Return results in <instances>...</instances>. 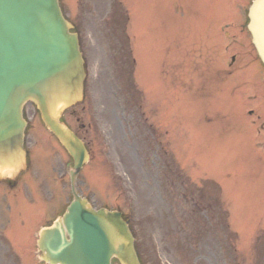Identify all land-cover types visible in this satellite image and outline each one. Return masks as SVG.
<instances>
[{
    "label": "rangeland",
    "instance_id": "rangeland-1",
    "mask_svg": "<svg viewBox=\"0 0 264 264\" xmlns=\"http://www.w3.org/2000/svg\"><path fill=\"white\" fill-rule=\"evenodd\" d=\"M62 1L64 15L75 25L81 37L96 33L94 23H88L90 20L98 22L96 14L89 15L88 7H82L77 12L76 0ZM145 1L127 0V9L135 21L128 23V29L132 39L138 42L136 73L142 92L135 88L133 82L130 83L133 77V61L124 46L122 59L119 58V62L125 64L122 82L117 81V74L123 73L116 72L118 68L115 70L111 66L106 54L102 65L95 56L85 54L88 59L87 88L91 91L87 110L76 105L62 116L63 122L69 128L86 139L92 152L87 169L78 175L77 191L87 195L96 208H118L128 216L129 212L134 214L131 228L142 264H236L239 259L244 264H264V100H251L249 89L242 86L232 88L247 81L257 89L260 96L264 95L263 69L255 62L248 65L245 71H237L233 77L213 76L215 69L220 72L219 66L223 65L224 57L228 65L230 58L240 50L247 55L245 47L249 35L243 24L246 19L247 0H227L223 8L210 10L211 19L230 25L223 31L228 32L231 37H244L243 47L229 44L220 32L218 23H208L209 10H200L205 23H158L162 18V9L158 6L160 0L158 3L157 0H148L153 4L148 10L145 9ZM174 1L178 3V0ZM99 3V11L102 12L98 14V18H101L102 14L107 15L109 8L103 5V0H99ZM204 4L202 0L198 7H203ZM119 11H124L122 5L112 6L111 17H115L116 23H113L114 26L110 25L109 29L103 26L101 35H110L112 30L116 34L121 33L122 25L118 22L123 19H118ZM85 21L88 24L85 25ZM180 36L184 39L177 47L176 39H180ZM92 38L98 41L94 35ZM165 40V48H169L168 55L163 50ZM87 41L91 42L90 37ZM192 44H195L196 50L199 48L202 64L206 61L205 51L208 46L207 69L210 67L211 78L206 87L200 84L198 75L188 69L191 63L188 46ZM127 63H131V66L128 67ZM180 66L187 69L181 72ZM110 71L114 77L113 82L108 80ZM200 85L201 94L197 93ZM208 106L218 112L221 109L226 112L219 116ZM204 107L210 114L203 118L204 113L197 111ZM258 109H261L258 112L260 120H255L256 126L253 127L248 120L249 113L257 112ZM141 113L144 118L147 117L144 122L156 129L158 142L164 146L167 154L162 151L156 155L155 148L151 150L149 146L141 149L140 145L147 146L149 142L155 145L153 138L149 140L151 135L145 128L147 126L142 124ZM23 115L28 122L26 147L29 164L27 173L21 179H47L42 185L47 194L44 197L47 207L53 209V194L50 191L54 184L53 179H67L66 191L68 198L71 197L65 166L70 158L44 129L39 113L32 103L24 106ZM143 134L144 140L137 139ZM131 135L134 136L133 140ZM39 154L44 155L43 162L35 159ZM112 179L119 183L118 187L114 186ZM162 179H168L170 184L174 182L171 179H179L184 184L179 186L176 181L173 188L172 184H166ZM188 179L199 187L213 183L221 189L230 214V226L238 235L236 250L230 249L231 243H234L233 236L231 243H228V250L227 246L225 248L226 228L215 223L213 227H209L206 221L201 224L200 218L205 219V213L194 209V204L188 199L184 200L182 196H179L176 211L179 214L171 215L169 211V220L167 217L164 220L159 218L157 212L152 213L154 216L147 215L148 207H155L148 203L154 197L156 186L160 182L163 186L159 187V191L166 192L165 197L170 202L171 192L167 189L184 194L186 198L199 196L192 192ZM42 186L38 187L41 193ZM141 192H149L147 200L136 198L134 193ZM125 193H130L131 205L126 206L127 202L123 200ZM3 201L13 202L10 197ZM169 201L164 205L158 204V201L155 203L159 207L171 208ZM209 203L206 199L199 208H205ZM25 205L24 214L27 217L33 214L37 221L43 212L40 202H18L14 210L19 211ZM143 207H147L146 211L140 209ZM145 217L150 218L147 222L149 225L142 227L141 222ZM36 221L28 219L27 226L22 231L24 237ZM37 229L38 227L33 228L31 235L27 237L28 241L32 239L31 245L21 240H8L5 247L0 243V264H19L24 257L37 255ZM13 233L18 235L20 230L16 228ZM1 240H6V237L0 231ZM183 255L188 258H178ZM112 264L118 263L113 261Z\"/></svg>",
    "mask_w": 264,
    "mask_h": 264
},
{
    "label": "water",
    "instance_id": "water-1",
    "mask_svg": "<svg viewBox=\"0 0 264 264\" xmlns=\"http://www.w3.org/2000/svg\"><path fill=\"white\" fill-rule=\"evenodd\" d=\"M249 19L253 44L264 63V0L253 2ZM69 29L57 0H0V173L13 174L24 164L21 110L30 100L74 167L70 171L74 201L63 225L58 220L41 230L42 259L50 264H110L115 256L121 264H139L120 214L90 209L74 190L87 154L58 120L63 109L80 99L84 78L77 36Z\"/></svg>",
    "mask_w": 264,
    "mask_h": 264
},
{
    "label": "flooded vegetation",
    "instance_id": "flooded-vegetation-1",
    "mask_svg": "<svg viewBox=\"0 0 264 264\" xmlns=\"http://www.w3.org/2000/svg\"><path fill=\"white\" fill-rule=\"evenodd\" d=\"M182 11L184 13L188 12V19H183L182 22L183 23H188L191 19L194 18V12H191L189 10V8H183ZM86 61V60H85ZM157 149L160 151V143H157L156 145ZM54 180V184H53V188H54V198H55V204L57 205V210H56V214H54V211L52 209H43V212L40 214V217L44 218V222L47 223L48 221H50L54 216H56L59 212L62 211V208L67 206V193H66V179H53ZM64 181V182H63ZM33 179H17V181L15 182V185L17 183V186H19V183H21V185L23 186H27L28 191H25L24 189H22L18 195L21 197H19V199H21V201L26 200L27 198H29L31 195H35V193L41 195L39 192H34L33 190L30 191L29 187H34L33 184ZM5 187L7 189H9V184L5 183L2 184L0 183V190L1 192L5 191ZM14 191V190H13ZM13 194V193H12ZM206 195V193H205ZM14 198H16V196L13 194ZM172 203L171 205H177L179 202V192H173L172 193ZM207 196V195H206ZM183 199L185 200H190V202L192 204H194L196 210L201 211L202 213H205L206 216H208V220L212 221L213 223L220 225L221 227L226 228V223H227V211L226 209L222 206V204L219 203L218 199H208L209 200V204L207 207L203 208V207H197V206H201L202 204V197L197 196V197H191V198H186V196L184 194H182ZM161 205H164V199L163 197L159 198ZM7 211L11 210V207H6ZM178 210V208L176 207H171V208H167V207H159L157 209H154V211H158L161 213H165L168 214V212L170 211L172 214L171 215H176L179 214L178 212H176ZM190 214V213H189ZM123 215V214H122ZM127 215V213H126ZM125 215V221L129 224L128 221L132 222L133 221V217L132 215L130 216H126ZM124 218V217H123ZM172 219V218H171ZM44 223V224H45ZM50 223V222H49ZM47 223V224H49ZM46 225V224H45ZM175 226V224H173ZM19 262V261H18ZM19 264H36L35 262H31L29 261L27 258H23ZM39 264V263H38Z\"/></svg>",
    "mask_w": 264,
    "mask_h": 264
},
{
    "label": "bare ground",
    "instance_id": "bare-ground-1",
    "mask_svg": "<svg viewBox=\"0 0 264 264\" xmlns=\"http://www.w3.org/2000/svg\"><path fill=\"white\" fill-rule=\"evenodd\" d=\"M6 173H1V175H5Z\"/></svg>",
    "mask_w": 264,
    "mask_h": 264
}]
</instances>
